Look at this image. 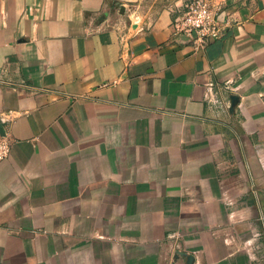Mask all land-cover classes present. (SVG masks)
<instances>
[{"label": "crops", "instance_id": "obj_1", "mask_svg": "<svg viewBox=\"0 0 264 264\" xmlns=\"http://www.w3.org/2000/svg\"><path fill=\"white\" fill-rule=\"evenodd\" d=\"M0 0V264H264V0Z\"/></svg>", "mask_w": 264, "mask_h": 264}, {"label": "built area", "instance_id": "obj_2", "mask_svg": "<svg viewBox=\"0 0 264 264\" xmlns=\"http://www.w3.org/2000/svg\"><path fill=\"white\" fill-rule=\"evenodd\" d=\"M182 15L172 22L177 34L189 37L195 44L207 45L211 39L218 38L223 29L209 0H187ZM10 140L0 136V161L9 156Z\"/></svg>", "mask_w": 264, "mask_h": 264}, {"label": "water", "instance_id": "obj_3", "mask_svg": "<svg viewBox=\"0 0 264 264\" xmlns=\"http://www.w3.org/2000/svg\"><path fill=\"white\" fill-rule=\"evenodd\" d=\"M0 134L5 135V132H4V130H3L1 125H0Z\"/></svg>", "mask_w": 264, "mask_h": 264}, {"label": "rangeland", "instance_id": "obj_4", "mask_svg": "<svg viewBox=\"0 0 264 264\" xmlns=\"http://www.w3.org/2000/svg\"><path fill=\"white\" fill-rule=\"evenodd\" d=\"M211 2V5H212V0H209Z\"/></svg>", "mask_w": 264, "mask_h": 264}]
</instances>
